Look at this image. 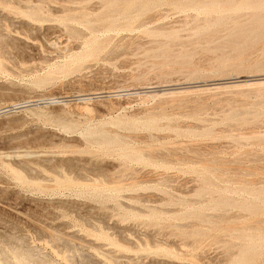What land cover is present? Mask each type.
<instances>
[{
	"label": "rangeland",
	"instance_id": "1",
	"mask_svg": "<svg viewBox=\"0 0 264 264\" xmlns=\"http://www.w3.org/2000/svg\"><path fill=\"white\" fill-rule=\"evenodd\" d=\"M117 1L0 0V264H237L264 249V0Z\"/></svg>",
	"mask_w": 264,
	"mask_h": 264
},
{
	"label": "bare ground",
	"instance_id": "2",
	"mask_svg": "<svg viewBox=\"0 0 264 264\" xmlns=\"http://www.w3.org/2000/svg\"><path fill=\"white\" fill-rule=\"evenodd\" d=\"M109 1V0H108ZM117 1V0H116ZM122 1V0H121ZM120 1V2H121ZM223 1V0H222ZM229 2H235L236 0H228ZM245 1V0H244ZM247 1V0H246ZM255 1V0H254ZM117 2H119V1H117ZM173 3L174 5L176 4V5H181L182 7H189V6H194V5H200V4H204V5H210V6H214V5H217V4H219V0H148L147 2L145 1H143V0H135L134 2H130V3H128V4H126V5H124V7H123V9H122V15L124 16V17H127V15L130 13V11H131V9L133 8V7H137V8H141V10L143 11H147L148 9H151V8H153V7H157L158 5H161V4H164V3ZM251 2V1H250ZM108 3V2H107ZM110 3V2H109ZM112 3V2H111ZM122 4L123 3H125V1L124 2H121ZM243 3V2H242ZM245 3V2H244ZM259 3H260V0H259ZM121 4V5H122ZM241 4V3H240ZM252 4V3H251ZM253 4H254V2H253ZM237 5V4H236ZM239 5V4H238ZM246 5H250V4H246ZM116 6H118V4L116 5ZM115 6V7H116ZM173 6V5H172ZM227 5H225V7H226ZM233 6V5H232ZM232 6H230V7H232ZM240 6V5H239ZM259 6H260V4H259ZM263 6H264V4H263ZM110 7V6H109ZM119 7H121V6H119ZM175 7V6H174ZM218 7H220L221 8V6H218ZM218 7H216V10H218L217 8ZM249 7V6H248ZM254 7V6H253ZM257 6H255V8H256ZM113 8V7H112ZM192 8H194V7H192ZM234 9H235V7H233ZM232 8V9H233ZM241 8V10H242V7H240ZM244 8V10H245V7H243ZM70 9V8H69ZM116 9V8H115ZM186 9H188V8H186ZM197 9V8H196ZM231 9V10H232ZM237 9V8H236ZM262 9H264V7H262ZM262 9H260V10H262ZM111 10V9H110ZM181 10V9H180ZM197 10H199V9H197ZM257 11V13H258V11H260V10H257V9H254V11ZM219 11V10H218ZM222 11H224V9L222 10ZM234 11V10H233ZM250 11V10H249ZM255 11V12H256ZM135 12V11H134ZM133 12V13H134ZM264 12V11H263ZM262 12V13H263ZM110 13V12H109ZM120 14V13H119ZM252 14H253V12H252ZM259 14V13H258ZM110 15V14H109ZM111 17L113 16V15H110ZM122 16V17H123ZM221 16V15H220ZM218 17V16H217ZM224 18L226 17L225 15L223 16ZM104 18V17H103ZM105 18H107L106 16H105ZM114 18V17H113ZM135 18V17H134ZM264 18V17H263ZM122 19V18H121ZM131 19V18H130ZM130 19H128V20H130ZM217 19H219L218 21H221V19H220V17L219 18H217ZM217 19H215V21L217 20ZM96 20V19H95ZM112 20V19H111ZM96 22H99V20L98 21H96ZM132 22V21H131ZM217 22V21H216ZM263 22H264V19H263ZM101 24H102V19H101V22H100ZM106 23V22H105ZM108 23V22H107ZM106 23V24H107ZM99 24V23H98ZM105 24V25H106ZM133 24H134V22H133ZM139 24V23H138ZM102 25H104V24H102ZM104 25V26H105ZM108 25L109 26H113L114 25V22L113 21H110L109 23H108ZM108 27V26H107ZM104 33V32H103ZM122 33V32H121ZM100 35V34H99ZM0 38H2V37H0ZM10 40V39H9ZM93 40V39H92ZM12 41V40H11ZM95 41V40H94ZM91 42V41H90ZM96 42V41H95ZM92 44V43H91ZM94 45V44H93ZM4 50V49H3ZM2 53V52H1ZM95 55V54H94ZM253 80H255V79H253ZM256 81H258L257 79H256ZM260 81H262V79H260L259 80V82ZM237 82H239V81H237ZM262 83V82H261ZM264 83V82H263ZM217 84V83H216ZM219 84V83H218ZM224 84V83H223ZM258 84V83H257ZM260 84V83H259ZM152 91V90H151ZM145 93H147V92H145ZM142 94V93H141ZM25 106V105H24ZM1 110H3V109H1ZM5 110V109H4ZM3 116V115H2ZM240 135V134H239ZM131 136H133V135H131ZM137 136H139V135H137ZM141 136V135H140ZM142 136H144V135H142ZM101 140H103V139H101ZM135 140H136V138H135ZM146 140V139H145ZM123 141V140H122ZM140 141V140H139ZM141 142V141H140ZM126 144V143H125ZM124 144V145H125ZM124 145H122L121 147H123ZM120 146V145H119ZM130 146L131 145H128V147L130 148ZM126 147V146H125ZM125 147H123L124 149H126ZM112 148H114V146L112 147ZM117 148H118V146H117ZM132 148V147H131ZM140 148V147H139ZM138 148V149H139ZM100 149H102V148H100ZM128 149V148H127ZM133 149H135V148H133ZM143 149V148H142ZM102 150H104V149H102ZM106 150H109V149H106ZM113 150V149H112ZM131 149H129L128 151H130ZM144 150H146V151H149L150 149H144ZM114 151H119V150H114ZM113 151V152H114ZM126 151V150H125ZM134 151V150H133ZM132 151V152H133ZM120 152H124V150H122V151H120ZM105 153H107V152H105ZM108 153H111V152H108ZM126 153V152H125ZM127 153H129V152H127ZM139 153H141V152H135V155L137 156V157H139L140 158V154ZM115 154H116V152H115ZM121 154V153H120ZM142 154V153H141ZM150 154H152V153H150ZM7 155V154H6ZM142 156H143V154H142ZM148 156H150V155H148ZM153 156V155H152ZM177 156H179V155H177ZM179 157H181V156H179ZM155 158V157H154ZM140 166V165H139ZM167 178V177H166ZM146 179H148V178H146ZM145 180V179H144ZM139 181H143V180H139ZM209 181V180H208ZM250 181V180H249ZM69 182H73L72 180L71 181H69ZM242 182V181H241ZM122 183V182H121ZM124 183V182H123ZM254 183V182H253ZM259 183V182H258ZM125 184V183H124ZM114 185V184H113ZM118 187V186H117ZM123 187V186H122ZM102 188H104V187H102ZM162 188V187H161ZM99 189H101V188H99ZM243 189V188H242ZM251 190V189H250ZM245 191H247V190H245ZM263 192V191H262ZM253 193H255V192H253ZM259 193H257V195H258ZM257 195H255V196H257ZM147 196H150V195H147ZM137 197V196H136ZM148 198V197H147ZM259 198H262L261 200H263L264 201V196L262 195V197H259ZM255 200H256V198H254ZM254 200V201H255ZM230 202L228 201V200H223V201H221V203H218V205H227V204H229ZM126 206V205H125ZM239 206V205H238ZM241 206V205H240ZM242 207H244V208H246V209H250V210H253V211H258L259 210V212H260V207L257 205V204H250V203H243V205H242ZM261 207H264L263 205L261 206ZM234 210V209H233ZM183 212V211H182ZM258 212V213H259ZM255 213V212H254ZM261 213H263V212H261ZM255 214H257V213H255ZM188 215V214H187ZM191 215V214H190ZM189 215V216H190ZM188 216V217H189ZM262 216V215H261ZM164 217V216H163ZM256 224V223H255ZM258 224H259V222H258ZM202 225V224H201ZM257 225V224H256ZM258 226V225H257ZM260 226V228L262 227L261 225H259ZM254 227H255V225H254ZM258 229V228H257ZM258 231V230H257ZM261 231H263L262 229H261ZM48 232V231H47ZM53 233V232H52ZM246 233V232H245ZM258 233H260V232H258ZM243 234V233H242ZM247 235H249L248 233H246ZM51 236H54V235H51ZM242 236V235H241ZM249 236H251V234L249 235ZM260 236V235H259ZM243 237V236H242ZM247 238H248V236H246ZM245 237V238H246ZM255 237H257V236H255ZM254 237V238H255ZM261 237V236H260ZM244 238V239H245ZM249 239V238H248ZM247 239V240H248ZM251 239V238H250ZM256 239V238H255ZM262 239V241L264 240V237H262L261 238ZM65 240V239H64ZM260 240V239H259ZM67 241V240H66ZM246 241V240H245ZM250 241V240H249ZM254 241H256V240H254ZM248 242V241H247ZM259 242V241H258ZM257 242V243H258ZM252 241H250L249 242V246L250 247H248V245H247V243L245 244V245H247V249L245 250V249H242V250H245L244 252L242 251V255H241V257L239 256V262L237 263V264H247V260L249 259V257H250V254H249V252L250 251H252L256 246H253V247H251L252 246ZM262 243V242H261ZM251 244V245H250ZM254 244V243H253ZM256 244V243H255ZM264 243H262V245H263ZM256 245H258V244H256ZM260 245V244H259ZM160 246V245H159ZM161 247V246H160ZM164 246L162 245V248H163ZM242 247H244V245L242 246ZM261 247V246H260ZM259 247V248H260ZM165 248V247H164ZM163 248V249H164ZM172 248V247H171ZM160 249V248H159ZM168 249V248H167ZM165 250V249H164ZM256 250H260V249H258V247H256ZM28 251V250H27ZM160 251V250H159ZM161 251H163L162 249H161ZM166 251V250H165ZM174 251V250H173ZM260 251H264V249L262 250H260ZM254 252V251H253ZM257 252V251H256ZM169 253V252H168ZM252 253V252H251ZM260 253V252H259ZM259 253L257 254V253H252V254H257V255H259ZM30 254V253H29ZM170 254H171V252H170ZM249 254V255H248ZM251 254V256H253ZM261 254V253H260ZM173 255H176L175 254V252H174V254ZM257 255H255L254 256V258L257 256ZM263 254H261L260 256H262ZM18 256H20V254H18ZM22 257H21V261L22 262H26V260H27V256H23V255H21ZM191 257V256H190ZM238 258V257H237ZM139 259V258H138ZM151 259V258H150ZM250 259H253L252 257L250 258ZM260 259V258H259ZM125 261V260H124ZM225 261V260H224ZM252 262V261H251ZM132 264V263H131ZM196 264H198V263H196ZM253 264H256V263H253Z\"/></svg>",
	"mask_w": 264,
	"mask_h": 264
}]
</instances>
